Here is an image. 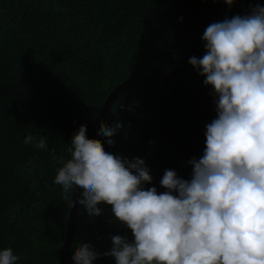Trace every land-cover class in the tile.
I'll return each mask as SVG.
<instances>
[{
  "label": "trees",
  "instance_id": "1",
  "mask_svg": "<svg viewBox=\"0 0 264 264\" xmlns=\"http://www.w3.org/2000/svg\"><path fill=\"white\" fill-rule=\"evenodd\" d=\"M264 0H0V248L10 247L17 264H58L71 191L53 182L70 154L72 133L86 136L110 91L123 80L166 73L204 54L200 39L212 22L246 15ZM210 86L191 68L159 82L126 88L101 124L121 127L94 141L122 158L144 160L159 185L165 169L187 179L204 147V126L215 117ZM123 106L122 108L120 106ZM101 126V125H100ZM43 136L47 148L25 144ZM89 217L77 206L65 264L80 243L99 253L110 235L129 229L111 206L98 204ZM94 264H114L101 255Z\"/></svg>",
  "mask_w": 264,
  "mask_h": 264
},
{
  "label": "clouds",
  "instance_id": "2",
  "mask_svg": "<svg viewBox=\"0 0 264 264\" xmlns=\"http://www.w3.org/2000/svg\"><path fill=\"white\" fill-rule=\"evenodd\" d=\"M200 39L204 54L187 63L211 87L215 117L204 126L201 156L187 161V179L165 169L164 191L145 190L152 177L143 159L105 151L83 124L72 133L70 158H61L53 182L64 192L75 186L74 203L89 217L101 214L98 204L110 205L132 236L110 235L103 253L82 242L72 264L101 255L114 264H264V6L208 24ZM120 127L101 124L98 138L111 146ZM23 143L48 147L41 135ZM17 260L0 248V264Z\"/></svg>",
  "mask_w": 264,
  "mask_h": 264
},
{
  "label": "water",
  "instance_id": "3",
  "mask_svg": "<svg viewBox=\"0 0 264 264\" xmlns=\"http://www.w3.org/2000/svg\"><path fill=\"white\" fill-rule=\"evenodd\" d=\"M191 68L193 67L186 62L184 64L177 65L174 69L166 73H159V74H154V75H143V76L131 77V78L123 80L121 83L116 85L105 98L104 102L101 105V108L99 109V113L97 114L91 126V129L88 133L87 138L92 139V140L95 139V136L100 128L102 118L107 113V109L111 106L115 98L126 88L136 86V85H142L146 83H153V82H159V81H163L166 79H170L171 77L177 75L178 73L187 71ZM78 195H79V192L74 186V189L71 193L70 206L68 210V217H67V223H66V228H65V237H64L63 243H61V253H60L58 264H65L68 258V255H69V248H70L69 244L71 243V240H72V233L75 228V220H76V213H77V205H75L74 202L77 199ZM71 201L73 202L72 205H71Z\"/></svg>",
  "mask_w": 264,
  "mask_h": 264
}]
</instances>
